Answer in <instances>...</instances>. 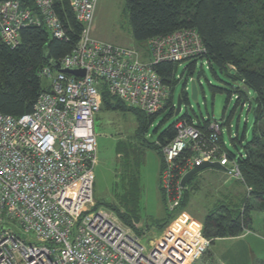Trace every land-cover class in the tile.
Listing matches in <instances>:
<instances>
[{"label": "built area", "instance_id": "obj_1", "mask_svg": "<svg viewBox=\"0 0 264 264\" xmlns=\"http://www.w3.org/2000/svg\"><path fill=\"white\" fill-rule=\"evenodd\" d=\"M32 1L36 10L16 0L0 2V32L12 47L28 24L65 36L54 0ZM98 1L70 0L83 30L76 47L59 61L85 75L46 66L39 74L49 88L33 111L19 118L0 113V264H194L213 241L204 235L202 222L179 211L183 176L203 162H219L243 178L237 160L218 143L219 122L211 123L213 133L205 140L193 123L179 121L177 136L162 149L161 188L173 218L159 237L146 245L117 215L97 206L95 118L102 107L101 87L154 114L171 94L155 65L205 51L193 29L150 40L147 53L98 40L92 36ZM188 148L191 156L177 169L176 159Z\"/></svg>", "mask_w": 264, "mask_h": 264}, {"label": "trees", "instance_id": "obj_2", "mask_svg": "<svg viewBox=\"0 0 264 264\" xmlns=\"http://www.w3.org/2000/svg\"><path fill=\"white\" fill-rule=\"evenodd\" d=\"M4 1L7 0H0ZM16 1H20L23 7L36 10L32 0ZM125 4L133 39L139 45L138 50L147 53L150 40L193 29L199 34L205 51L197 57L182 61H192L187 67L188 75L193 77L196 62L204 59L216 76L219 71L234 84H228L230 89L213 86L214 92L227 91L229 96L235 94V107L243 108L245 103L249 102V111L253 110L254 113L252 137L247 138L246 123L243 132L238 128L236 136L232 138L234 146L238 149L239 144L243 151H229L226 145H223V132L218 136V143L222 148H226L228 157L237 160L243 177L239 180L244 185L245 196L241 205H234L230 201L215 204L202 222L204 235L212 239L213 243L218 238H234L253 230V212L264 213V0H125ZM54 9L64 26L65 36L62 39L54 37L45 26L28 24L20 30L19 44L12 47L4 41L0 32V113L16 118L31 113L40 94L49 88V82L43 86L40 71L46 66L56 70L55 66L46 60L45 54H49L53 61L59 62L79 43L83 24L77 20L70 0H54ZM177 65L178 63L169 61L155 65L156 72L170 87L171 94L165 106L154 114L128 106L112 95L105 85L100 89L101 111H130L136 116L137 126L133 137L127 142L120 141L117 152L118 158L122 160V174L128 178L130 189L121 203L97 201V206L113 208L125 224L131 226L139 235L150 230V226H155V222H160L158 227L164 229L173 218L161 188L165 167L162 149L177 136L178 122L193 123L201 131L203 138L208 140L213 133L211 123L217 121L209 117L195 122L189 114H185L159 133L161 124L175 115ZM243 86H247L249 90L246 91ZM187 88L188 85L185 84L181 93L185 103H189ZM252 91L253 98L250 97ZM166 111L168 114L155 129L158 140L151 142L146 138L149 127L160 113ZM231 119L232 116L228 123ZM147 148H155L161 157L159 186L168 217L163 221L148 223L149 226L146 225L142 229L143 232H140L135 226V222L140 220L135 200L138 203L139 168ZM191 153L188 148L180 154L176 159L177 169L185 166ZM201 172L184 187L179 211L186 209L193 194L199 191V183L195 180Z\"/></svg>", "mask_w": 264, "mask_h": 264}, {"label": "rangeland", "instance_id": "obj_3", "mask_svg": "<svg viewBox=\"0 0 264 264\" xmlns=\"http://www.w3.org/2000/svg\"><path fill=\"white\" fill-rule=\"evenodd\" d=\"M125 7V0H99L92 27V36L112 44L136 45V47H139L133 39L129 13L125 11ZM191 62L178 63L176 71L178 82L174 90V102L176 104L178 96L183 92L184 85L188 80L189 103L184 102L180 115H173L163 124L161 123L168 111L160 113L150 125L146 138L150 139L151 142H157L158 135L155 133V129L161 124L160 133L185 114H189L195 122L198 119H208L210 117L222 125L223 138L228 150L233 153L242 152L243 149L239 144H237L238 149L234 146L232 138L236 136L238 128L243 132L246 123L247 138L252 137L254 113L253 110L249 111V102H246L243 108L242 106L235 107V94L229 96L227 91L214 92L213 86L230 89L231 87L228 84L233 83L225 74L219 71L216 76L204 59H199L196 62L195 74L193 77L189 76L187 67ZM191 79H195L198 83V100L191 98ZM42 83L45 86L48 81L43 78ZM253 96L254 92L252 91L250 97L253 98ZM231 116V122L228 123ZM136 126V116L130 111L103 110L95 118L97 135L95 198L98 201L119 204L129 191V180L125 174H122L120 165L122 160L118 158L117 152L120 141L127 142L133 137ZM161 162L160 154L155 148L145 150L139 168L138 203L135 200L140 218L139 222H135V226L140 232H143L142 229L148 223L152 224L156 220L163 221L168 217L159 186ZM195 181L199 183L200 189L193 194L187 208L180 212L181 215L187 216V219L199 221V223L203 220V216L218 202L223 204L230 201L234 205H241V200L245 196L243 183L228 171L208 168ZM131 205L133 206V203ZM102 207L110 210L120 218L113 208L105 205ZM120 220L125 224L121 218ZM253 220L254 229L250 233L255 236L249 239L255 242L251 243V250L260 258H264V245H262V241H264V213L254 211ZM159 223L155 222V226L152 225L153 227L150 226V230L143 232L142 241L146 245L157 239L166 228H159L157 225ZM244 241L246 239H216L212 244V252L210 249L207 252L209 253V255L207 254V260L211 261L212 264H260L258 258L251 255L248 249L249 245L244 244Z\"/></svg>", "mask_w": 264, "mask_h": 264}, {"label": "water", "instance_id": "obj_4", "mask_svg": "<svg viewBox=\"0 0 264 264\" xmlns=\"http://www.w3.org/2000/svg\"><path fill=\"white\" fill-rule=\"evenodd\" d=\"M45 58L47 61H49L52 65L55 66V68L60 71V72H65L68 74H73L76 76H84L85 75V70L83 69H67L61 66V64L59 62H55L52 60V58L50 57L49 54H45ZM191 83V98L193 100H198L199 97V86L198 83L195 79H191L190 80ZM186 85L188 84V80L185 83ZM243 88L248 91V87L247 86H243ZM184 100L182 98L181 95L178 96V100L176 103V111H175V115L179 116L182 110V106H183ZM208 168H215V169H219V170H227L225 166H223L222 164H220L219 162H203L202 164L195 166L193 169H191L189 172H187L181 181V185L183 187H185L187 185V183L199 172L208 169Z\"/></svg>", "mask_w": 264, "mask_h": 264}, {"label": "crops", "instance_id": "obj_5", "mask_svg": "<svg viewBox=\"0 0 264 264\" xmlns=\"http://www.w3.org/2000/svg\"><path fill=\"white\" fill-rule=\"evenodd\" d=\"M95 37V36H94ZM95 38H97V37H95ZM98 39V38H97ZM115 45H117V44H115ZM120 46H122V45H120ZM125 47H131V48H136L137 49V47H136V45L135 46H125ZM98 116V114L96 115V117ZM199 175H202V172L199 174ZM200 189V188H199ZM94 197H95V188H94ZM97 201H98V199L97 198H95ZM219 203V202H218ZM203 219H204V216H203ZM203 221V220H202ZM201 221V222H202ZM203 223V222H202ZM252 236H255V235H252L251 233H250V230H248V231H246L244 234H242V235H240V236H238V237H234L235 239H238V238H241V239H243V240H245L246 239V241H244V244H246L247 246L249 245V247H248V249H249V251H250V253H251V255L253 256V257H257L258 258V260L260 261V264H264V258H260L259 256H257L252 250H251V243L252 242H255V241H252L251 239H249L250 237H252ZM255 238V237H254ZM262 245H264V241H262ZM211 248H212V246H211ZM211 248H210V250H211ZM248 251V250H247ZM248 251V252H249ZM211 252H212V250H211ZM209 255V253H206V255L201 259V260H199L198 262H196V263H194V264H212V262L211 261H209V260H207V257H208V255Z\"/></svg>", "mask_w": 264, "mask_h": 264}, {"label": "bare ground", "instance_id": "obj_6", "mask_svg": "<svg viewBox=\"0 0 264 264\" xmlns=\"http://www.w3.org/2000/svg\"><path fill=\"white\" fill-rule=\"evenodd\" d=\"M176 74V73H175ZM180 120V119H179ZM223 141V140H222ZM187 156V155H186Z\"/></svg>", "mask_w": 264, "mask_h": 264}]
</instances>
